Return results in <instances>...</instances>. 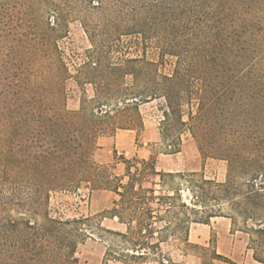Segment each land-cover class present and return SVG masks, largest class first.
Masks as SVG:
<instances>
[{
    "label": "trees",
    "instance_id": "trees-1",
    "mask_svg": "<svg viewBox=\"0 0 264 264\" xmlns=\"http://www.w3.org/2000/svg\"><path fill=\"white\" fill-rule=\"evenodd\" d=\"M69 17L91 46L75 75L57 45ZM131 34L151 43L161 62L112 58L114 42ZM166 62L171 68L161 72ZM82 69L101 72L97 83L87 79L91 99L114 100L112 109L88 110L84 99L67 108L66 83ZM157 99L162 152H179L188 131L201 157L226 162L224 181L162 171L154 156H122L121 176L93 160L99 136L138 134L139 105ZM156 184L166 192L155 193ZM81 185L113 192L104 217L125 226L114 234L128 251L109 248L101 264L145 261L159 248L160 236L151 239L161 218L193 246L191 223L220 216L209 207L220 201L233 210L231 221L242 219L253 259L264 264V0H0V264H77V226L87 218L50 216L49 198ZM153 203L164 206L161 218Z\"/></svg>",
    "mask_w": 264,
    "mask_h": 264
},
{
    "label": "rangeland",
    "instance_id": "rangeland-1",
    "mask_svg": "<svg viewBox=\"0 0 264 264\" xmlns=\"http://www.w3.org/2000/svg\"><path fill=\"white\" fill-rule=\"evenodd\" d=\"M62 35L57 42L58 49L71 73L75 75L79 65L85 59L86 50L91 46L80 21L75 17L68 18L66 32H63ZM114 50L115 52L111 54L112 58L141 57L146 60H158L161 62L154 46L134 34L121 36L119 40L114 42ZM114 61L116 60L114 59ZM170 68L169 62L159 66L160 71L165 73L169 72ZM76 75L78 78H71L66 83L68 92L66 106L68 109H77L80 99L85 100L84 106L88 110L96 111L102 104L107 109L113 108L115 104L114 100L96 102L91 99L94 88L91 83L87 82V79L94 77V81L97 83L99 81L97 77L101 76V72H87L82 69ZM125 82L129 84L131 77L126 76ZM161 103L162 99H157L139 105L145 129L142 133L141 131L138 132L140 137L131 150H128L126 153L113 150L109 152V157L111 158L107 162H105L104 155L98 158L93 157V160L104 167L106 172L112 176H121L124 172V163L121 160L122 156L127 159L135 157L146 159L149 156H154L156 158L157 169L162 171L197 172L207 179H212L216 182L224 181L226 162L220 159L201 157L196 143L188 131H184L181 135L182 145L179 152L174 154L162 152L165 147L159 134V123L162 119ZM182 188L184 187L182 186ZM155 189H157L155 193H158V191L164 193L167 190V186L156 184ZM187 194L188 192L183 189L182 196L185 197ZM116 197L113 192L106 190L89 192L86 185H81L78 189L56 191L50 194V216L61 220L87 218V221L77 226L79 236L77 237L78 240L74 254L77 258V264H101L109 248L114 250L112 252L115 255L128 251L126 249L128 247L127 244L118 235L114 234V232H124L125 226L117 222L116 218L104 217L107 216L106 211L110 208L112 200L116 199ZM152 205L161 218L164 214V206H159L156 203ZM209 207H214L216 213L220 216L211 217L208 224L191 223L188 239L193 246L184 245L179 240L180 234L172 235L169 229L166 230L165 219H156V222L153 224L155 227L154 238L151 239V242H156V237L160 236L159 248L154 250V252L150 250L147 254L148 258L140 264H234L231 256L223 254V248L227 246V241L228 245L230 242L233 247L232 251L234 250L233 253L237 258L238 256L245 257L248 255L249 261H251V247L253 245L250 239L252 236L251 233L247 232L242 219L235 217L231 221L228 215H233L234 212L226 201L211 202ZM247 225L250 226L251 222L248 221ZM201 232L205 233L204 241L195 237L196 234L201 237ZM222 233L225 235L224 239L221 237ZM217 234H220L221 241L226 240V245L217 241L219 238ZM213 252L223 255L229 262L212 259L211 254ZM161 255L163 256L162 260ZM160 261L163 262L160 263ZM252 263L257 264L256 262ZM107 264L122 263L109 259Z\"/></svg>",
    "mask_w": 264,
    "mask_h": 264
},
{
    "label": "crops",
    "instance_id": "crops-1",
    "mask_svg": "<svg viewBox=\"0 0 264 264\" xmlns=\"http://www.w3.org/2000/svg\"><path fill=\"white\" fill-rule=\"evenodd\" d=\"M144 123H143V128L141 130V133L144 132ZM140 137V134L138 135L135 131L133 130H117L113 135L111 136H99L97 138V148L94 151L93 157L98 158L99 156L104 155L105 157V162L109 161L111 157H109V152H112L113 150H119L121 153H126L128 150H131L137 143V139ZM137 138V139H136ZM104 152V153H102ZM202 235L201 237L198 236V234L195 235L197 239H201L204 241L205 239V233L201 232ZM219 236L218 242H222L223 245H226V240L221 241L220 239V234H217ZM221 237L223 239L225 238L224 233L221 234ZM232 246L228 241H227V246H224L223 248V254H227L233 258L232 260L234 261V264H253L252 262H256L257 264H263L260 262L255 261L252 256H250L251 261H249L248 255L245 257L243 256H238V258L235 256L233 253L234 250L232 251Z\"/></svg>",
    "mask_w": 264,
    "mask_h": 264
}]
</instances>
